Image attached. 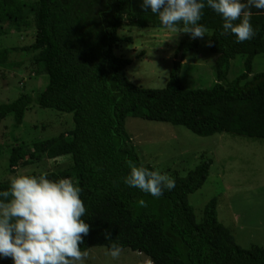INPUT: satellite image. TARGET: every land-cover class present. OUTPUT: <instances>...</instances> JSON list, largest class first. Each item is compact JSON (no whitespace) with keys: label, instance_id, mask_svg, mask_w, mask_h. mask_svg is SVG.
I'll return each mask as SVG.
<instances>
[{"label":"trees","instance_id":"16d2710c","mask_svg":"<svg viewBox=\"0 0 264 264\" xmlns=\"http://www.w3.org/2000/svg\"><path fill=\"white\" fill-rule=\"evenodd\" d=\"M141 5L142 0H0V35L33 29L34 40L19 49L30 55L33 73L48 77L43 90L22 91L0 103V120L12 115L18 127L32 104L71 113L73 120L66 131L35 140L32 150L20 143L8 147L10 171L43 157L69 156L65 167L30 175L71 178L83 189L80 197L88 212L82 219L91 228L82 251L92 246L109 250L115 242L122 249L142 252L151 264H264V246L241 247L219 222L216 197L196 219L188 194L205 182L211 158L184 176L175 175V188L165 189L160 198L123 182L130 171L128 160L156 170L141 163L125 129L128 116L182 125L200 136L227 131L264 138V72L251 74L254 57L264 53V10L251 9L256 36L238 43L233 34H222V17L206 6L198 23L211 30L209 49L217 54L215 83L210 88L184 87L182 62L174 60L166 84L148 88L126 76L131 60L114 53L123 39L131 41L118 34L122 25L162 26L158 14ZM197 43L192 38L181 42L182 57ZM11 50L17 48H0V71L12 66L5 55ZM238 54L245 56L244 70L228 81L230 60ZM13 178L0 182V191L8 190ZM140 199L147 202L146 208L140 207ZM105 230L111 240H105ZM10 259L0 262L13 264Z\"/></svg>","mask_w":264,"mask_h":264},{"label":"rangeland","instance_id":"374dc122","mask_svg":"<svg viewBox=\"0 0 264 264\" xmlns=\"http://www.w3.org/2000/svg\"><path fill=\"white\" fill-rule=\"evenodd\" d=\"M197 38V46L179 58L181 42L191 40L188 34L169 38V31L160 27H137L124 24L118 29L124 39L114 49L116 55L131 60L126 66V76L136 85L148 88L163 87L174 60L182 62L180 80L186 88H210L216 81L217 54L209 49V36ZM34 40V30L9 31L0 35V48L6 52L12 66L0 71V103L15 99L22 91L37 93L45 87V73L32 72L30 55L21 46ZM243 54L230 60L226 78L232 80L244 70ZM167 72L165 76L162 72ZM264 72V53L257 54L252 62V72ZM73 125L72 114L32 104L26 110L22 123L13 126L12 115L0 120V182L18 175L46 172L65 167L69 156L56 159L42 158L37 162L17 167L14 172L8 166L11 145L20 143L33 149L35 140L56 136ZM125 129L130 135L142 164H150L156 170L171 177L184 176L204 158H211L209 174L203 185L188 194L196 219L200 220L204 205L212 197L217 198V219L228 227L241 247L264 246V138L234 134L227 131L200 136L182 125L128 116ZM84 264H151L140 251L123 248L119 259L107 255L104 246H92ZM8 261H12L11 259ZM5 263V262H0Z\"/></svg>","mask_w":264,"mask_h":264},{"label":"clouds","instance_id":"9594fccd","mask_svg":"<svg viewBox=\"0 0 264 264\" xmlns=\"http://www.w3.org/2000/svg\"><path fill=\"white\" fill-rule=\"evenodd\" d=\"M206 6L222 17V34H233L238 43L256 36L251 9L264 10V0H142L141 5L158 14L160 24L170 33L168 40L182 33L192 39L204 38L208 30L198 22ZM208 43L212 46L211 40ZM127 164L130 171L124 184L143 193L160 198L165 189L176 186L167 173L136 166L131 160ZM82 190L71 178L14 177L9 189L0 191L4 198L0 200V258H11L13 264H84L89 253L80 245L91 226L82 219L88 212L80 197ZM138 204L147 207L143 199ZM111 237L105 230V240ZM121 252V246L113 242L107 255L115 260Z\"/></svg>","mask_w":264,"mask_h":264},{"label":"water","instance_id":"95a60500","mask_svg":"<svg viewBox=\"0 0 264 264\" xmlns=\"http://www.w3.org/2000/svg\"><path fill=\"white\" fill-rule=\"evenodd\" d=\"M181 52H182V51L179 52V58H180V56H181Z\"/></svg>","mask_w":264,"mask_h":264}]
</instances>
